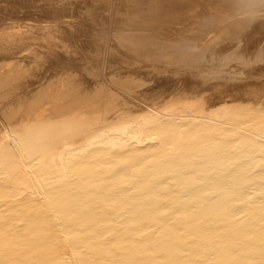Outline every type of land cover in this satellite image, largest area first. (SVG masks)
<instances>
[{"label": "bare ground", "instance_id": "6f19581e", "mask_svg": "<svg viewBox=\"0 0 264 264\" xmlns=\"http://www.w3.org/2000/svg\"><path fill=\"white\" fill-rule=\"evenodd\" d=\"M25 27L0 264H264V0H0Z\"/></svg>", "mask_w": 264, "mask_h": 264}, {"label": "rangeland", "instance_id": "374dc122", "mask_svg": "<svg viewBox=\"0 0 264 264\" xmlns=\"http://www.w3.org/2000/svg\"><path fill=\"white\" fill-rule=\"evenodd\" d=\"M33 25L34 24H37L38 25V23H32ZM27 28L25 27V28H22L21 30H20V32H15L14 31V29H7L8 31H6V32H3L2 30L0 31V34H4V35H9V33L10 32H12V33H21V31H24V30H26Z\"/></svg>", "mask_w": 264, "mask_h": 264}]
</instances>
